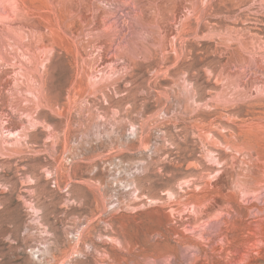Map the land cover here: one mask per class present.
Wrapping results in <instances>:
<instances>
[{"label": "rangeland", "instance_id": "obj_1", "mask_svg": "<svg viewBox=\"0 0 264 264\" xmlns=\"http://www.w3.org/2000/svg\"><path fill=\"white\" fill-rule=\"evenodd\" d=\"M263 214L264 0H0V264H264Z\"/></svg>", "mask_w": 264, "mask_h": 264}, {"label": "bare ground", "instance_id": "obj_2", "mask_svg": "<svg viewBox=\"0 0 264 264\" xmlns=\"http://www.w3.org/2000/svg\"><path fill=\"white\" fill-rule=\"evenodd\" d=\"M245 179V178H244ZM237 180V179H236ZM237 182V181H236ZM247 182H248V179H247ZM251 183V182H250ZM258 183V182H257ZM241 184H244V183H241ZM247 184V183H246ZM245 185V184H244ZM239 187V186H238ZM243 187V186H242ZM241 189V188H240ZM249 189V188H248ZM244 190V189H243ZM243 192V191H242ZM233 202V201H232ZM231 206V208H233L232 210H234V206H232V205H230ZM263 210H259V212H262ZM236 216H238L237 214H235ZM264 215V214H263ZM257 217V216H256ZM216 218V217H215ZM214 218V219H215ZM220 218V217H219ZM239 218H241L240 216H239ZM235 219V218H234ZM243 220V219H242ZM258 220V219H257ZM225 221V220H224ZM223 222V221H222ZM216 224V223H215ZM223 224L225 225L224 226V232L226 233L228 230H231L232 229V227H233V222H229V220H227L226 222H223ZM222 224V225H223ZM221 227V226H220ZM221 230H222V228H220ZM219 231V230H218ZM220 233V232H219ZM222 233V232H221ZM231 233V232H230ZM255 234L256 235H258V240L259 241H264V216H263V218H261L260 219V221H259V224H258V226H257V229H256V232H255ZM220 236V235H219ZM224 237V236H223ZM228 238V237H227ZM223 241V240H222ZM225 243V242H224ZM234 244V243H233ZM248 244V243H247ZM235 245V244H234ZM236 245H237V243H236ZM232 246V245H231ZM239 246V245H238ZM234 247V246H233ZM237 247V246H236ZM238 248V247H237ZM221 251V250H220ZM229 251H231V250H229ZM232 252H233V250H232ZM226 253V257H229L230 258V253L231 252H225ZM256 254H259V247H257L256 248V252H255ZM248 254V253H247ZM249 255V254H248ZM258 256V255H257ZM233 257H234V255H233ZM223 258H225V257H223ZM232 258V257H231ZM230 260V259H229ZM228 260V261H229ZM216 261V260H215ZM227 261V260H226ZM231 261V260H230ZM247 261V260H246ZM251 261H255V262H261V258H258V257H254V258H252L251 259ZM232 263V262H231ZM242 263V262H241ZM244 263V262H243ZM248 263V262H247Z\"/></svg>", "mask_w": 264, "mask_h": 264}, {"label": "built area", "instance_id": "obj_3", "mask_svg": "<svg viewBox=\"0 0 264 264\" xmlns=\"http://www.w3.org/2000/svg\"><path fill=\"white\" fill-rule=\"evenodd\" d=\"M65 161H66V164H70L71 163V158H69V157H66V159H65ZM113 204H117V202L115 201V202H113Z\"/></svg>", "mask_w": 264, "mask_h": 264}]
</instances>
